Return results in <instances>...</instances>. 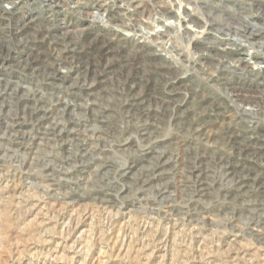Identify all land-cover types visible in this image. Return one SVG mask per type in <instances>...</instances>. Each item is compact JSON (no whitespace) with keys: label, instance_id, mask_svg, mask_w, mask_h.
Wrapping results in <instances>:
<instances>
[{"label":"rangeland","instance_id":"1","mask_svg":"<svg viewBox=\"0 0 264 264\" xmlns=\"http://www.w3.org/2000/svg\"><path fill=\"white\" fill-rule=\"evenodd\" d=\"M170 1L179 11L182 0ZM211 1L187 0L196 11L179 16L183 27L173 16L170 33L142 42L122 22L95 24L91 54L69 76L63 56L76 50L74 38L53 40L43 70L35 65L40 55L27 57L28 65L25 58L22 68L42 71L40 83L61 78L62 88L0 91V264H264V156L246 149L263 143L264 118L251 140L235 124L243 109L264 111V87L246 77L232 84L243 76L233 75L239 52L204 36L221 23L250 44L241 13L254 6L241 0L249 7H235L241 16L230 21V13L210 10ZM255 3L264 10V0ZM257 8L250 19L258 28L248 38L260 42L254 53L262 56L264 11ZM0 43L4 60L13 49Z\"/></svg>","mask_w":264,"mask_h":264},{"label":"built area","instance_id":"2","mask_svg":"<svg viewBox=\"0 0 264 264\" xmlns=\"http://www.w3.org/2000/svg\"><path fill=\"white\" fill-rule=\"evenodd\" d=\"M231 1L232 0H218L210 10H215L216 12L221 10L222 12L230 13V17L228 18L230 21H233L230 19L231 17L238 20L237 16L240 17L241 14L245 15L249 21H252L250 17H254L255 15H252L251 13L256 9L250 10V12L242 11L240 14L236 9L237 7H230L235 6L234 2ZM193 4L194 3L189 4L187 0H182L178 6L179 11H177L176 8H173L170 0H15L14 2H11L10 0H0V7L5 10L3 13H0V38L7 41L10 46H13V50H11L9 56L4 60H0V91L5 89L11 90L15 87L21 88V86L35 88L39 91L49 88H62L56 83L57 80L61 78H54L49 83H40V75L42 71H35L33 73L32 70H25L22 68L25 58L32 55H40L41 60L37 61L35 65L39 67L40 70H43L46 64L43 59L46 60L48 57L51 59V56H53L52 46L54 39L65 35L70 39L74 38L76 41V44H74L76 50H66L63 56L64 65L70 69V72L68 73L69 76L71 73L78 70L81 72L78 65L79 63H82V56L91 54V52L88 53L86 50L87 48L93 49V45H87L93 40L95 32L93 27L95 24L105 25L113 23L117 25L122 22L128 27H132L134 33H137L138 31L141 32L140 36L142 38L134 39L136 41L138 40V42H142L144 39V41H146L147 38H161V36L156 35L164 30H168V33H170L171 24H168V21L173 16L176 17L180 26L183 27L179 16H184V10L190 12L191 10L189 6ZM218 4L222 8H219ZM195 6L196 9L200 8L202 12L204 11L202 7H199L196 4ZM245 6L249 7V5H243V10L245 9ZM262 8L263 4L261 7L259 6L257 8V11L263 13L264 10ZM180 10H182L181 13ZM146 11L154 12L155 16L146 18L144 15ZM193 11L196 10L193 8L191 12ZM132 16H134V18H132ZM229 23L237 24L238 22ZM37 24L42 28L37 40L32 41L28 45L25 43L16 45L14 43L17 38L21 37L23 39L28 34L35 31L36 26H38ZM25 25L28 26V28L25 29ZM219 25L220 23L217 24V27L213 26V28L218 30L221 28ZM20 26H23L24 29L17 34L16 29ZM114 28L119 32L116 27ZM262 31H264V29ZM262 31H258V33ZM12 33H15L16 35L13 36ZM121 33L125 34L122 30ZM168 33H165L163 37L167 36ZM253 36H250L249 38L252 46L249 45V42L245 41V38H242V40L244 39V42L248 45L247 55L245 56H248L249 52L252 56L258 46L257 44L260 43L256 41L254 42ZM250 49H253V52L250 51ZM246 59L250 61L249 56L246 57ZM251 65V72L256 73L261 69L259 66H255L254 63ZM250 76L253 77L254 75L245 74L241 76V78H236L232 81V84L235 83L237 79L238 81H241L246 77L247 80L245 81L248 82V85L251 80L254 79V77L250 78ZM16 77L18 78V81L12 79ZM46 83L48 84L46 85ZM37 84H40V88ZM247 85L245 87L246 90ZM259 131L264 134V130Z\"/></svg>","mask_w":264,"mask_h":264},{"label":"bare ground","instance_id":"3","mask_svg":"<svg viewBox=\"0 0 264 264\" xmlns=\"http://www.w3.org/2000/svg\"><path fill=\"white\" fill-rule=\"evenodd\" d=\"M11 2H14L15 0H10ZM204 1V0H203ZM217 1L218 0H212L210 3L212 4V5H214L215 3H217ZM233 2H234V5L235 6H230L231 8L233 7V8H235V7H241V6H243L244 5V3L241 1V0H232ZM231 1V2H232ZM208 2H209V0H208ZM248 1H246V3H247ZM191 4V3H190ZM197 4V3H196ZM237 4H238V6H237ZM250 4H251V2H250ZM252 6H254L253 8L255 9V8H257L258 7V5H256V3H255V0H252V5H251V7ZM243 9V8H242ZM251 9V8H250ZM245 10V9H244ZM252 10V9H251ZM5 10H4V8H2V7H0V13H3ZM185 11V10H184ZM250 12V11H249ZM187 14H189V13H187ZM210 14V13H209ZM254 15V14H253ZM186 16V15H185ZM189 17V16H188ZM193 18V17H192ZM207 18V17H206ZM244 20H246V17H242ZM183 19H184V17H183ZM188 19V18H187ZM190 19V18H189ZM199 20V19H198ZM197 20V21H198ZM184 21V20H183ZM247 22V21H246ZM248 23V25H249V27H250V33H249V35H254L253 34V31H255V28H258V24H256L255 22H253V21H248L247 22ZM221 24V23H220ZM38 26H36V27H39L40 28V26H39V24H37ZM210 25V24H209ZM191 26V25H190ZM189 26V27H190ZM229 26V25H228ZM25 27H26V25H25ZM194 27V26H193ZM212 27V26H211ZM233 27V26H232ZM232 27H228V28H232ZM233 28H235V27H233ZM237 28V27H236ZM22 29H24V27L23 26H20V27H18L17 29H16V33L18 34V33H20V32H22ZM190 29V28H189ZM199 29V28H198ZM243 29V28H242ZM261 29H262V27H261ZM261 29L259 30V31H261ZM185 30V29H184ZM193 30V29H192ZM201 30H203V29H201ZM218 30H220V29H218ZM38 31V30H37ZM168 31V30H167ZM35 32V31H34ZM162 32V31H161ZM187 32V31H186ZM202 32V31H201ZM220 32V34H218V32H216L217 33V35H215V33H214V29L213 28H209V29H206V31H204V36L206 37V39H217L219 42H221V50H223V51H225V52H229V53H231L232 51H234V52H236V53H238L239 52V54H237L238 56H236V58L234 59L235 60V63L237 64V65H235V67L236 68H234L235 70H234V72H233V75H234V73L237 75V74H243V75H245V74H247L249 71H250V68H251V64L252 63H254V65L255 66H259L261 69L260 70H258L256 73L255 72H251L250 71V73H253V75H254V79L253 80H251L252 82L250 83V84H254V85H256V87L257 88H263L264 87V55H262V56H260V54H253L252 56H251V54H250V52L248 53V56L250 57V61L252 62H250V61H248L247 59H246V57H248V56H241V52H243V54H246L247 55V45L246 44H244V40H242L241 38L242 37H240V36H236L237 34H235V35H232L230 32H227V31H223V30H220L219 31ZM241 32V31H240ZM258 32V31H257ZM167 33V32H166ZM188 33V32H187ZM256 33V32H255ZM164 35V34H163ZM203 35V34H202ZM248 35V36H249ZM28 36V35H27ZM204 36H202L203 37V39H204ZM248 36H247V39L249 40V38H248ZM234 37H236V38H234ZM66 38V37H65ZM124 38H126V37H124ZM196 39H197V37H195ZM32 39V38H31ZM66 40V39H65ZM205 40V39H204ZM0 41H3V38H0ZM71 41V40H70ZM125 41V40H124ZM201 41H202V39H201ZM21 42H23V43H25V40H24V38L22 39L21 37L20 38H17L16 39V42H14L16 45H21V44H23V43H21ZM206 42V41H205ZM210 42V41H209ZM247 42V41H246ZM251 42V41H250ZM27 43V42H26ZM25 43V44H26ZM29 43V42H28ZM58 43V42H57ZM61 43V42H60ZM71 43V42H70ZM203 43H204V41H203ZM202 43V44H203ZM211 43V42H210ZM2 44V43H1ZM0 44V45H1ZM63 44V43H62ZM94 44V43H93ZM264 44V43H263ZM66 45V44H65ZM249 45H251L252 46V43H250ZM205 46V45H204ZM209 46H210V44H209ZM1 47V46H0ZM3 47V46H2ZM72 47V46H71ZM213 47H215L214 45H213ZM264 48V47H263ZM11 49H13V46L11 47ZM74 49V48H73ZM208 49H210V48H208ZM219 49V48H218ZM10 50V49H9ZM61 50V49H60ZM3 51H4V49L3 48H1L0 49V57L2 56V54H3ZM65 51V50H64ZM206 51H208V50H206ZM263 51V50H262ZM55 52V51H54ZM61 52V51H60ZM63 52V51H62ZM205 52V51H204ZM220 53V52H219ZM228 53V54H229ZM260 53V52H259ZM264 53V52H263ZM63 54V53H62ZM199 54V53H198ZM217 54H218V52H217ZM8 55V54H7ZM7 55L5 56V58L4 59H6L7 58ZM58 55V54H57ZM159 55V54H158ZM201 55V54H200ZM199 55V56H200ZM215 55V54H214ZM230 55V54H229ZM4 56V55H3ZM60 56V55H59ZM206 56V55H205ZM224 56V55H223ZM222 56V57H223ZM226 56V55H225ZM240 56V57H239ZM62 57V56H61ZM215 57V56H214ZM219 57H221V56H219ZM227 57V56H226ZM239 57V58H238ZM29 58H31V57H29ZM29 58H27V63H26V65H28V63L31 61V59H29ZM231 58H233V56L231 57ZM57 59V58H56ZM222 59H224V58H222ZM232 60V59H231ZM47 61V60H46ZM220 62V61H219ZM218 62V63H219ZM243 62H245V63H243ZM203 64H202V66L204 65V62H202ZM227 63V62H226ZM231 64H233V63H231ZM230 64V65H231ZM214 65V64H213ZM50 66V65H49ZM109 66V65H108ZM226 66V65H225ZM224 66V68H226ZM51 67V66H50ZM66 67V66H65ZM107 67V66H106ZM209 67V66H208ZM210 67H212V64H211V66ZM214 67V66H213ZM228 67V66H227ZM83 68V67H82ZM218 68V67H217ZM25 69V68H24ZM206 69H207V67H206ZM205 69V70H206ZM216 69V68H215ZM66 70V69H65ZM64 70V71H65ZM68 70V69H67ZM85 70V69H84ZM204 70V71H205ZM229 70V69H228ZM227 70V71H228ZM232 71H233V69H231ZM231 70H230V72H231ZM47 71V70H46ZM63 71V72H64ZM70 72V71H69ZM215 72V71H214ZM47 73V72H46ZM51 73V72H50ZM206 73V72H205ZM216 73V72H215ZM226 73V72H225ZM232 73V72H231ZM54 75H56V74H54ZM232 75V74H231ZM47 76V75H46ZM221 76V75H220ZM219 77V76H218ZM217 77V78H218ZM237 77V76H236ZM221 78V77H220ZM226 78V77H225ZM230 78V77H229ZM235 78V77H234ZM222 80H224L223 78H221ZM1 80V79H0ZM230 80V79H229ZM98 81V80H97ZM226 81V80H225ZM232 81V80H231ZM50 82V81H49ZM95 82V81H94ZM216 82V81H215ZM218 83H220V82H218ZM225 83V82H224ZM227 84V83H226ZM38 85V84H37ZM92 85V84H91ZM95 85V84H94ZM62 86V85H61ZM74 86V85H73ZM222 86V85H221ZM227 86H229V85H227ZM22 88H23V86H21ZM71 87V86H70ZM91 87V86H90ZM24 88H26V87H24ZM6 90V89H5ZM22 89L21 88H19V87H17V88H15V89H13V91H21ZM250 90V89H249ZM6 91H8V90H6ZM31 91V90H30ZM35 91V90H34ZM259 91H261V90H259ZM89 92V91H88ZM131 92V91H130ZM90 93V92H89ZM90 95V94H89ZM231 95H233V94H231ZM256 95V94H255ZM259 95V94H258ZM24 96V95H23ZM30 96V95H29ZM228 96V95H227ZM254 96V95H253ZM257 96V95H256ZM28 97V96H27ZM231 97V96H230ZM230 97H229V99H230ZM23 98V97H22ZM21 98V99H22ZM60 100V99H59ZM233 100V99H232ZM215 101V100H214ZM58 102V101H57ZM63 102V101H62ZM94 102V101H93ZM244 102H246V101H244ZM56 103V102H55ZM217 103H218V100H217ZM69 104V103H68ZM93 104V103H92ZM178 104V103H177ZM216 104V103H215ZM56 105V104H55ZM96 105H98V103L96 104ZM125 105V104H124ZM220 105V104H219ZM236 105V104H235ZM57 106V105H56ZM65 106V105H64ZM190 106H191V104H190ZM228 106H230V105H228ZM241 106H242V104H241ZM220 107H222V108H227V106H226V104H225V106L224 105H220ZM232 107H233V105H232ZM40 108V107H39ZM42 108V107H41ZM44 108V107H43ZM57 108V107H56ZM96 108V107H95ZM221 108V109H222ZM241 108V107H240ZM63 109V108H62ZM37 110V109H36ZM215 110V109H214ZM258 110H260V108H258ZM257 109L255 110H247V109H243L242 111H241V113H240V111H239V113H240V115H238L237 116V114H236V117H237V120H236V122H235V124L238 126V125H240L241 127H238V130H240L241 129V131H238V134L239 135H241V134H246V138L247 139H249V140H251V139H255L254 138V135L255 134H258V132H257V123H259V118L261 117V118H264V111L261 109L260 111H258ZM205 111V110H204ZM206 111H208V110H206ZM227 111V110H226ZM237 111H238V109H237ZM219 112V111H218ZM225 112V111H224ZM37 113V112H36ZM201 113V112H200ZM236 113V112H235ZM28 114V113H27ZM61 114H63V113H61ZM65 114H66V112H65ZM207 114V113H206ZM210 114V113H209ZM219 114V113H218ZM228 114H230V113H228ZM232 114V113H231ZM230 114V115H231ZM53 115V114H52ZM64 115V114H63ZM204 115V114H203ZM221 115V114H220ZM46 116V115H45ZM174 116V115H173ZM198 116V115H197ZM228 116V115H227ZM234 116V115H233ZM23 117V116H22ZM51 117V116H50ZM57 117V116H56ZM175 117V116H174ZM202 117V116H201ZM226 117V116H225ZM231 117V116H230ZM235 116H234V118H236ZM16 118V117H15ZM192 118V117H191ZM200 118V117H199ZM198 119V118H197ZM202 119V118H201ZM206 119V118H205ZM204 120V119H203ZM217 120V119H216ZM225 120V119H224ZM223 120V121H224ZM26 120H24V121H22V122H18V124H25L26 122H25ZM54 121V120H53ZM68 121V120H67ZM185 121V120H184ZM187 121V120H186ZM206 121V120H205ZM218 121V120H217ZM25 122V123H24ZM40 122V121H39ZM213 122H214V120H213ZM225 122V121H224ZM231 122V121H230ZM229 122V123H230ZM11 123V122H10ZM34 123V122H33ZM43 123V122H42ZM63 123V122H62ZM207 123H208V120H207ZM226 123H227V121H226ZM65 124V123H64ZM188 124V123H187ZM222 124V123H221ZM225 124V123H224ZM231 124V123H230ZM234 124V125H235ZM16 125V124H15ZM13 123H12V125H10L8 128L10 129V130H13V131H15V132H17L18 131V129H16V126H15ZM48 125V124H47ZM50 125V124H49ZM52 125H54V124H52ZM56 125V124H55ZM205 125H207V124H205ZM233 125V126H234ZM260 125V124H259ZM44 126V125H43ZM202 126V125H201ZM200 126V127H201ZM224 126V125H223ZM207 127V126H206ZM225 127V126H224ZM46 128V127H45ZM230 128V127H229ZM237 128V127H236ZM55 129V128H54ZM62 129V128H61ZM63 130V129H62ZM213 130V129H212ZM218 130L220 131V129L218 128ZM51 131V130H50ZM53 131V130H52ZM145 131V130H144ZM44 132V131H43ZM48 132V131H47ZM67 132V131H66ZM197 132V131H196ZM200 132V131H199ZM223 132H225V130L223 131ZM229 132V131H228ZM42 133V132H41ZM45 133V132H44ZM233 134H234V132H232ZM16 134V133H15ZM47 134V133H46ZM59 134V133H58ZM200 134V133H199ZM227 134V133H226ZM237 134V135H238ZM37 135V134H36ZM36 135H34V137H36ZM204 135H205V133H204ZM259 135V134H258ZM2 136H3V134H2ZM26 136V135H25ZM209 136H210V134H209ZM222 136V135H221ZM228 136V135H227ZM5 137H7V136H5ZM45 137V136H44ZM143 137V136H142ZM146 137V136H145ZM148 137V136H147ZM152 137V136H151ZM157 137V136H156ZM223 137V136H222ZM241 137H243L242 135H241ZM14 138V137H13ZM42 138V137H41ZM131 138V137H130ZM227 138V137H226ZM262 138V137H261ZM44 139V138H43ZM53 139V138H52ZM216 139V138H215ZM8 140H10V139H8ZM33 140V139H32ZM249 140H247V141H249ZM12 141V140H11ZM50 141V140H49ZM225 141V140H224ZM262 141H263V143H260L259 141L257 142H255V143H253V142H251V144L250 145H246V149L248 148V149H254L255 151H253V152H251V153H249V155H257V157H263L264 156V153H261V155L260 156H258V152L260 151H262V150H264V138L262 139ZM3 142V141H2ZM231 142V141H230ZM230 142H228V143H230ZM250 142V141H249ZM241 143V142H240ZM260 144L259 146H257V144ZM12 144V143H11ZM233 144V143H232ZM4 145V144H3ZM153 145V144H152ZM223 145V144H222ZM243 145H245V142H243ZM2 146V145H1ZM25 146V145H24ZM160 146V145H159ZM18 147V146H17ZM22 147V146H21ZM53 147V146H52ZM105 147H107V146H105ZM157 147V146H156ZM162 147V146H161ZM6 148V147H5ZM84 149V148H83ZM129 149V148H128ZM245 149V148H244ZM234 150V149H233ZM153 151V150H152ZM231 151V150H230ZM228 152V151H227ZM218 153V152H217ZM86 154V153H85ZM222 154V153H221ZM232 154V153H231ZM235 154V153H234ZM97 155V154H96ZM157 155V154H156ZM163 155V154H162ZM239 155V154H238ZM237 155V156H238ZM248 155V156H249ZM101 156V155H100ZM160 156V155H159ZM236 156V155H235ZM241 156V155H240ZM153 157V156H152ZM161 157V156H160ZM215 157V156H214ZM246 157V156H245ZM92 158V157H91ZM216 158H217V156H216ZM254 158V157H253ZM96 159V158H95ZM98 159V158H97ZM161 159V158H160ZM221 159V158H220ZM224 159V158H223ZM231 159V158H230ZM3 160V159H2ZM148 160V159H147ZM238 160V159H237ZM236 160V161H237ZM240 160V159H239ZM256 161H260V160H258V159H255ZM254 160V161H255ZM152 161V160H151ZM236 161H234V162H236ZM253 161V160H252ZM164 162V161H163ZM229 162V161H228ZM261 162V161H260ZM158 163V162H157ZM166 163V162H165ZM238 163V162H237ZM253 163H255V162H253ZM258 164V163H257ZM257 164H255V165H257ZM263 164V163H262ZM160 165V163H158L154 168L156 169V167L158 168V166ZM166 165V164H165ZM224 165H226V164H224ZM230 165V164H229ZM259 165V164H258ZM217 166V165H216ZM221 166H222V164H221ZM233 166V165H232ZM151 167H153V166H151ZM225 167V166H224ZM229 167V166H228ZM245 167V166H244ZM249 167V166H248ZM258 167V166H257ZM262 167V166H261ZM165 168V167H164ZM148 169H149V167H148ZM223 169V168H222ZM230 169V168H229ZM252 169H256V168H252ZM246 170V169H245ZM262 170H264V168H262L261 169V171ZM146 171V170H145ZM148 171V170H147ZM155 171V170H154ZM162 171H164V169L162 170ZM226 171V170H225ZM257 171V170H256ZM227 172H229V171H227ZM237 172V171H236ZM259 172V171H258ZM147 173V172H146ZM152 173V172H151ZM159 173V172H158ZM240 173V172H239ZM154 174V173H153ZM156 174V173H155ZM257 174V173H256ZM147 175V174H146ZM150 175V174H149ZM261 175V174H260ZM160 176V175H159ZM234 176H236V174L234 175ZM250 176V175H249ZM263 176V175H262ZM200 177V176H199ZM256 177V176H255ZM146 178H148V177H146ZM155 178H156V176H155ZM260 178V177H259ZM262 178V177H261ZM140 179V178H139ZM197 179V178H196ZM251 179V178H250ZM199 180V179H198ZM143 181H144V179H143ZM203 181V180H202ZM234 181V180H233ZM139 182V181H138ZM146 182V181H145ZM198 182V181H197ZM237 182V181H236ZM239 182V181H238ZM201 183V182H200ZM247 183V182H246ZM251 183V182H250ZM209 184V183H208ZM199 185V184H198ZM242 185V184H241ZM253 185V184H252ZM263 185H264V183H263ZM202 186V185H201ZM207 186V185H206ZM249 186V185H248ZM254 186V185H253ZM142 187V186H141ZM205 187V186H204ZM235 187V186H234ZM237 187V186H236ZM239 188H240V185H239ZM254 188H256V187H254ZM237 189V188H236ZM235 189V190H236ZM166 191V190H165ZM231 191V190H230ZM239 191V190H238ZM245 191V190H244ZM254 191V190H253ZM252 191V192H253ZM242 192H243V190H242ZM228 193V192H227ZM259 193V192H258ZM160 194V193H159ZM260 194H262V193H260ZM238 195V194H237ZM244 196H245V194H244ZM251 196V195H250ZM258 196V195H257ZM256 196V197H257ZM264 196V195H263ZM238 197V196H237ZM247 197V196H246ZM167 198V197H166ZM242 198V197H241ZM262 200V199H261ZM264 200V199H263ZM106 201V200H105ZM245 201V200H244ZM260 202H262V201H260ZM259 204V203H258ZM262 205H263V208H262V212H264V203H261ZM252 207V206H251ZM250 207V208H251ZM255 210H256V208H255ZM253 211V210H252ZM256 212V211H255ZM262 212H260L261 214H263Z\"/></svg>","mask_w":264,"mask_h":264}]
</instances>
